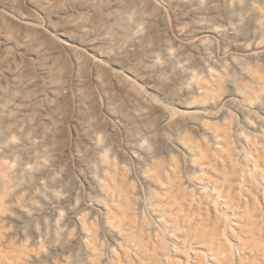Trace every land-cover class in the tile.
I'll return each mask as SVG.
<instances>
[{
	"label": "rangeland",
	"instance_id": "1",
	"mask_svg": "<svg viewBox=\"0 0 264 264\" xmlns=\"http://www.w3.org/2000/svg\"><path fill=\"white\" fill-rule=\"evenodd\" d=\"M258 5L249 0H0V199L5 203L0 228L3 249L14 264H135L131 243L108 212L117 204L111 178H122L123 189L136 200V220L149 229H161L167 214L160 217L153 210L159 197L166 201L164 190L142 177V166L128 153L133 143L140 145L143 161L157 157L164 174L175 168L182 192L193 201L201 198L208 230L217 229L234 264H264V166L252 165L254 149L264 152V86L258 81L264 76V19L246 14ZM28 17L33 28L20 24ZM230 28L242 36L230 35ZM202 29L211 31L205 44L209 54L191 50L192 41L185 39ZM241 40L248 56L234 60L241 52L231 43ZM112 70L121 72L128 91L123 81L111 78ZM43 71L51 73L49 78ZM149 84L160 89L153 99L166 108L170 122H178L174 129L154 109L137 115L132 95L148 104ZM114 104L137 128V142L106 113ZM177 111H200L196 117H205L204 128L185 124ZM74 115L89 121L92 130L101 128L99 147L106 148L86 149L93 166L77 157L75 148L86 140L71 127ZM223 130L240 177L233 193L238 207L214 186L219 178L206 170L197 150H190L204 147L222 163L218 151L228 147L215 134ZM153 193L160 195L153 199ZM47 202L56 205L60 220L47 213V221H32L30 209ZM74 213L85 219L94 243L80 241L86 234L73 226ZM251 214L253 219L247 217ZM250 220L258 222L250 227ZM37 232L44 234L42 241ZM180 235L165 230L163 264H215L206 243ZM259 247L263 257L257 255Z\"/></svg>",
	"mask_w": 264,
	"mask_h": 264
},
{
	"label": "bare ground",
	"instance_id": "2",
	"mask_svg": "<svg viewBox=\"0 0 264 264\" xmlns=\"http://www.w3.org/2000/svg\"><path fill=\"white\" fill-rule=\"evenodd\" d=\"M251 2H256L259 3L258 8L256 11H249L246 12V14L249 15H254V14H259L260 19H264V0H249ZM45 6V5H44ZM3 11L0 10V17H4ZM27 21H22L20 22L21 26L24 28H33V25L31 23L32 18H25ZM228 33L230 35L238 34L240 36L241 33L239 29L237 28H230ZM213 32V31H212ZM179 35L184 36L182 31L178 32ZM207 33H211L210 30L202 29L200 32H198V36L196 38H193L190 34H186L185 38L188 41H192V44L189 45L191 50H201L204 53L209 54V48L206 44V40L209 38ZM219 36V35H218ZM233 47L237 46L239 53L237 57L234 58V60H242L244 57H247L248 54L246 53V42L237 41L236 43H231ZM71 47V46H70ZM72 48V47H71ZM212 57V56H211ZM189 59L185 58L183 60L184 63H187ZM98 63H93V66H97ZM223 69V68H220ZM42 74L49 78L51 73L49 71H43ZM110 76L114 80H116L118 83L119 82H124V87L123 89L125 91H128L126 81L125 79L121 76V72L112 70L110 71ZM16 77L13 79V81H16ZM258 81L261 83V86H264V76H258ZM149 90L151 93L146 94L149 97V103H143L142 101L139 100V98L136 95H132V102L134 105V109L137 111V115L141 116V114L144 112L145 109L151 108L154 109L162 115V120L161 122L165 125L168 126L171 129H174L177 127L178 122H170V117L169 113L167 112L166 108L162 104H158L153 98L157 94H161L160 89L157 87V85H150L149 84ZM52 93V92H50ZM179 107L184 109V110H189L192 107L186 104H179ZM106 113L114 120L116 124L121 126L128 135H130L135 142H137L138 138V131L137 128L134 126L133 122L130 121L125 113L117 107L116 104L112 105L111 107H107ZM236 111L245 119V116L241 111ZM177 113H180V117L185 116V124L191 125V126H197L198 128L201 127V125L205 124V117H196V115L201 114L200 111H183ZM247 120V119H246ZM69 122L72 124L73 129H78L82 134H84V139L86 140V145L83 147H76L75 151L77 153V157L79 158L80 162L83 165H92V157L86 152L87 148H92V149H99L101 148L100 151H103L106 147H99L101 145V141L99 140V133L101 132V128L96 127L94 130H92V125L89 121L83 120L81 116L74 115L70 117ZM252 127L257 128L258 130L262 131L261 126L257 125H252ZM202 129L204 128L203 126L201 127ZM222 135V137H220ZM215 139L216 141L224 142L227 145H229L228 140H227V132L226 130H223V134H220L219 131L215 134ZM89 146V147H86ZM138 143H133L131 146H129L128 153H130L136 160V162H139L140 165L143 168V173L142 177L147 178V180L154 182L157 184L160 189L163 191L164 190V196L165 200L163 198H158L160 194L153 193L152 198L157 199V203L153 204V210L157 211L160 214V217L163 216V214H167V219L164 221H161V229L159 228L158 230H151L149 229L145 223L144 220H136L135 218V204L136 200L131 198L128 195V192L123 189L122 183L123 180L122 178L115 179L114 177L111 178L112 185L114 186V192L117 194V204L114 205L113 209L109 210V215H111L112 222L120 228L121 235L124 234V240L128 241L131 243L132 248L135 251V258L136 261L135 264H163L162 256L166 257V240L164 237V232L165 230H168L169 228L172 229L173 231L177 230L182 233L181 238H188L190 239H200V243L207 244L205 247L207 251L211 252V255L213 257V261L215 264H234L233 257L229 255L230 253V248L224 243V240H220L219 236L220 233H217V229L213 228L210 231L208 230V220L203 214V201L201 198H199L197 201L192 199L191 194L188 196L186 193L182 192V186L180 181L178 180V175L175 170V168H170L169 174H164L163 168H162V163L155 158H149L148 162L143 161L142 157L140 156L139 151H141V147ZM168 150V148H166ZM190 150H197L194 151L197 154V157L202 161V163H205L207 168H211L212 172L219 178L218 180L214 181V186L217 189H220L223 194L224 198L228 199L231 204L234 207H238L236 204L237 201H235L236 196L233 195L235 191V182H237L240 177L238 175V171L236 169V163L234 162V157L231 149L228 148H220L219 149V154L221 158H223L222 163L216 164L214 160L209 156L208 150L204 147H191ZM255 150V158L252 160L254 167L258 165H263L264 166V152L261 153L257 149ZM96 154H98L96 152ZM107 162V161H105ZM93 166V165H92ZM174 167H176V164H173ZM94 180L96 183L101 184V180L97 179L94 177ZM108 182L110 179H107ZM87 188L92 190V188L87 184ZM237 188V187H236ZM103 191V189H102ZM235 197V198H234ZM226 199V200H227ZM227 200V201H228ZM247 202V201H246ZM229 204V205H230ZM241 204V203H240ZM5 205L4 201L0 199V211L3 209V206ZM243 205L246 206V203ZM248 205V204H247ZM241 206V205H240ZM167 207V208H165ZM253 207V205H252ZM230 208V207H229ZM244 208V206H243ZM31 213L34 214L35 216L32 217L33 220H44L47 221L48 219H52L54 222H58L60 220V212L57 210L56 205H54L51 202H47V205L44 207H40V209H30ZM246 214L251 213V209H244ZM27 212V211H26ZM253 212V211H252ZM47 213L51 214L50 218L47 217ZM243 213V214H245ZM27 215H29V212H27ZM249 216H254L253 214L248 215ZM255 217V216H254ZM254 217H249L250 219H253ZM31 218V217H30ZM74 220L75 223H73V226L79 225L83 231L82 234H86L85 237H82L80 239L81 242H84L87 246L94 243V235L93 234H88L87 233V228L85 226V219L79 216L78 213L72 214L70 216ZM249 221V219H248ZM1 222V218H0ZM258 221H252L250 220L249 226L255 225ZM69 223L65 224L64 226H67ZM170 224V226L168 225ZM258 224V223H257ZM56 224H54V227ZM259 225V224H258ZM256 225V227L258 226ZM250 226V227H251ZM47 229V228H46ZM57 231L61 230L59 227H56ZM209 231V232H208ZM55 230H53V233ZM219 232V231H218ZM39 233V232H37ZM47 233V231H46ZM52 233V234H53ZM56 233V232H55ZM257 234V233H256ZM43 233H39L37 235V241H42L43 239ZM219 235V236H218ZM258 236V235H257ZM3 236L1 235V228H0V264H14V260H12V257L7 255L6 250L3 249L4 243L2 241ZM87 238V239H85ZM254 239H256L254 237ZM259 242V239H256V242ZM88 242V243H87ZM255 242V241H254ZM114 243L115 240H114ZM255 246V244L251 245V247ZM257 246V245H256ZM255 246V247H256ZM261 246V245H260ZM254 248V247H253ZM259 250L256 249V251L262 252L263 249L258 248ZM250 250V249H249ZM251 250H253L251 248ZM262 250V251H261ZM91 253L93 251L90 250ZM250 253V252H249ZM254 253V252H253ZM252 253V254H253ZM257 255L259 256L260 253ZM250 253V255L252 256ZM263 253H261L262 255ZM256 255V256H257ZM260 255V256H261ZM245 256V255H244ZM254 256V255H253ZM263 257V256H261ZM246 258V257H245ZM256 259V257H254ZM253 259V257H252ZM240 260V259H239ZM250 260V259H249ZM257 260V259H256ZM263 259H261L262 261ZM133 261V262H134ZM242 261V260H241ZM245 261V259H244ZM243 262V261H242ZM249 262V261H248ZM264 262V260H263ZM241 263V262H240ZM262 263V262H261ZM167 264V263H165ZM201 264V263H198ZM257 264V263H256Z\"/></svg>",
	"mask_w": 264,
	"mask_h": 264
}]
</instances>
